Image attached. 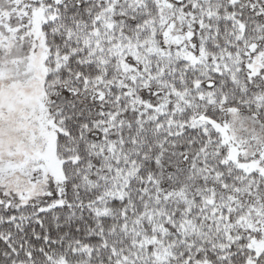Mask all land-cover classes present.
<instances>
[{"label": "snow or ice", "instance_id": "6c2138e0", "mask_svg": "<svg viewBox=\"0 0 264 264\" xmlns=\"http://www.w3.org/2000/svg\"><path fill=\"white\" fill-rule=\"evenodd\" d=\"M0 264H264V0H0Z\"/></svg>", "mask_w": 264, "mask_h": 264}]
</instances>
